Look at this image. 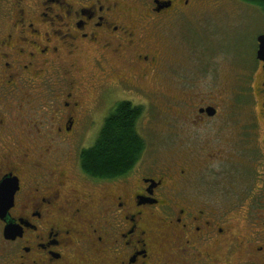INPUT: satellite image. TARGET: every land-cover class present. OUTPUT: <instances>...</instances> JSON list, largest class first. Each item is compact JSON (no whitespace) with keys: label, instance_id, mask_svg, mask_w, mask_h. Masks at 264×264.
<instances>
[{"label":"flooded vegetation","instance_id":"af4514ba","mask_svg":"<svg viewBox=\"0 0 264 264\" xmlns=\"http://www.w3.org/2000/svg\"><path fill=\"white\" fill-rule=\"evenodd\" d=\"M199 2L0 0V196L11 199L0 213V264H264V193L248 190L241 212L226 210L231 198L217 206L211 189L196 191L190 159L148 162L146 150L121 177H92L80 165L92 104L115 89L139 90L147 77L176 83L180 67L197 62L216 84L210 98L174 97L164 108L180 132L211 123L220 139L233 136L224 140L230 156L220 147L203 169L217 160L224 179L245 172L238 177L248 185L256 178L263 185L264 146L256 137L264 122V72L262 79L224 77L217 70L222 55L202 60L201 49L196 61L192 34H170L204 9ZM255 65L262 69L256 59ZM223 90L227 101L245 99L253 108L249 122L218 114ZM243 126L253 129L251 139L231 133L247 132ZM247 140L254 144L247 147ZM243 146L257 165L250 170L236 166L233 151ZM240 251L246 257L238 261Z\"/></svg>","mask_w":264,"mask_h":264},{"label":"rangeland","instance_id":"374dc122","mask_svg":"<svg viewBox=\"0 0 264 264\" xmlns=\"http://www.w3.org/2000/svg\"><path fill=\"white\" fill-rule=\"evenodd\" d=\"M198 4H200V8L204 9L200 13H196L195 17L189 20L190 23L188 25L176 23L177 25L175 24L174 29L170 30V32L172 31L170 34L174 37L179 36L178 39L181 36L189 39L192 34V45L194 46L196 61H200L199 56H203L201 49L207 51L202 60L210 58L217 60L222 55L225 62L221 61L218 63L217 70L224 77L228 78L232 73L237 75H252L254 73L255 78L262 79V69L259 68L258 70L259 66L255 65L256 38L264 35V13L261 9L239 0H200ZM175 77L178 79L176 83H172L169 78H163L157 84H155V80L147 77L142 81V88L139 90L115 89L106 96V100L102 104L99 103L97 107L92 104L90 107L92 121H90L91 124L88 129H84L81 134L80 146L83 149L93 146L105 118L113 110L114 106L120 101H129L134 106H140L143 109L142 116L137 124V131L145 141L144 151L146 150L145 157L148 162L168 161L170 158L174 160L190 159L193 162L194 171L199 177L196 191L205 193L206 190L211 189L212 194L209 193L208 195L214 198L213 201L217 206V202L219 203L223 196L226 200L231 198L226 204V210L239 209L241 212L240 207L247 199L246 191L264 193V183L262 185L256 178L253 183L248 185L250 181L238 177V175L247 176L245 172H237L230 179H224L220 163L213 159L203 169L207 156L212 152H217L220 147L226 155L225 158L230 156L232 149L227 147L224 140L229 141L233 136L230 133H224L222 135L223 139H220L218 134H216L214 124L211 125V123L206 124L204 127L195 126L193 130L187 129L186 132H180L176 127L178 123L174 119H170L171 112H167L164 108L165 105L171 103L174 97L191 99L193 102H197L194 97L204 98V100L208 99L216 84L212 76L204 75L200 64L198 65L197 62L193 69H190L187 65L180 67L178 76ZM193 78L195 81L191 82ZM156 86H161V89L168 95L161 93V90L159 88L156 89ZM259 88L262 89L261 87ZM224 94L225 91L223 90L220 98H224L226 102L223 106L218 107V114L229 116L231 120L237 119L243 124L244 122H249L250 118L248 116L253 108L246 104V100L242 99L234 104V102L226 100L229 94L223 97ZM162 97L168 99H165L164 102L158 101ZM170 106L171 104L168 105V107ZM254 110H257V108L255 107ZM187 114L192 115L194 113L193 111H187ZM218 119L219 117L213 121ZM235 129V127L231 128L233 135L249 136L250 131H253V129L244 128L248 131L238 133V130ZM260 129L262 131H260V135L256 139L259 141V146H264V138H262L264 135V122H262ZM177 134L182 136L184 141L181 137L177 140ZM249 138L251 139V136ZM210 139L213 140V148L208 149L206 141ZM249 140H247V147H251L254 144L249 142ZM238 151L243 152V154ZM238 151H233L237 152L236 159L238 160L236 166L238 168L245 167L250 170L251 165L253 167L257 166L255 160L253 161L249 156H246L248 149L243 146V149L238 147ZM250 151L248 152L250 153ZM261 152L262 150L259 151L260 157L262 155ZM220 160L224 159L221 158ZM237 177L241 180L237 181ZM234 256L238 261L246 257L243 251Z\"/></svg>","mask_w":264,"mask_h":264},{"label":"trees","instance_id":"16d2710c","mask_svg":"<svg viewBox=\"0 0 264 264\" xmlns=\"http://www.w3.org/2000/svg\"><path fill=\"white\" fill-rule=\"evenodd\" d=\"M239 1L257 6L264 13V0ZM142 113V107L129 101H120L114 106L105 118L95 144L80 153V165L86 174L116 178L134 168L145 149V141L137 131Z\"/></svg>","mask_w":264,"mask_h":264},{"label":"water","instance_id":"95a60500","mask_svg":"<svg viewBox=\"0 0 264 264\" xmlns=\"http://www.w3.org/2000/svg\"><path fill=\"white\" fill-rule=\"evenodd\" d=\"M257 42V51H256V59L262 63V69L264 72V35H260L256 38ZM208 115L213 116L214 110H207ZM3 187L0 186V189ZM11 199L8 201L4 197L0 196V213H5L7 210V206L10 204ZM1 220L5 219V216H0ZM13 232V229L10 224H6V227L4 229V236L5 238H9L11 233Z\"/></svg>","mask_w":264,"mask_h":264}]
</instances>
